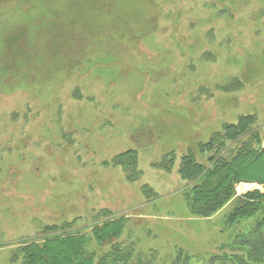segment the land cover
<instances>
[{"label": "rangeland", "instance_id": "obj_1", "mask_svg": "<svg viewBox=\"0 0 264 264\" xmlns=\"http://www.w3.org/2000/svg\"><path fill=\"white\" fill-rule=\"evenodd\" d=\"M247 141L264 151V0H0V264L121 218L119 242L164 264L215 254L256 227L221 230L264 185L201 218L188 160Z\"/></svg>", "mask_w": 264, "mask_h": 264}, {"label": "trees", "instance_id": "obj_2", "mask_svg": "<svg viewBox=\"0 0 264 264\" xmlns=\"http://www.w3.org/2000/svg\"><path fill=\"white\" fill-rule=\"evenodd\" d=\"M249 142L236 149L234 156L230 158L214 156L207 168H202L195 161L194 164L191 163L192 159L188 160L192 168L190 180L194 186L187 200L195 215L201 218L214 215L235 196V185L240 182L264 185V151L257 154L255 148L248 145ZM221 144L223 145V142ZM222 145L218 147L222 148ZM236 205V209L221 226L222 232H233L245 219L260 213V219L253 230L243 233L239 231L233 236L232 242L223 241L216 246L219 248L215 254L208 251L205 254H194L179 245H172L168 250L170 264H193V261L196 264H264V194L258 191L247 194L237 198ZM127 222L121 218L101 226H93L90 234L70 233L45 239L40 245L32 244L26 252L25 263L164 264L160 261L159 253L155 251L150 250L143 254L139 243L136 245L135 242L127 240L119 242L128 228ZM106 243L111 244L110 250L105 254L98 252L100 246Z\"/></svg>", "mask_w": 264, "mask_h": 264}, {"label": "bare ground", "instance_id": "obj_3", "mask_svg": "<svg viewBox=\"0 0 264 264\" xmlns=\"http://www.w3.org/2000/svg\"><path fill=\"white\" fill-rule=\"evenodd\" d=\"M247 189H250V186H242V187H240V190L241 191H245Z\"/></svg>", "mask_w": 264, "mask_h": 264}]
</instances>
